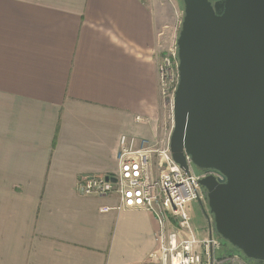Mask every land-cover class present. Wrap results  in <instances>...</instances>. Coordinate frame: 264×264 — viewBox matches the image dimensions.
<instances>
[{
    "label": "crops",
    "instance_id": "0c3cea01",
    "mask_svg": "<svg viewBox=\"0 0 264 264\" xmlns=\"http://www.w3.org/2000/svg\"><path fill=\"white\" fill-rule=\"evenodd\" d=\"M155 33L142 0H0V264H144L157 248L151 212L77 190L116 172L122 134L154 137Z\"/></svg>",
    "mask_w": 264,
    "mask_h": 264
},
{
    "label": "water",
    "instance_id": "95a60500",
    "mask_svg": "<svg viewBox=\"0 0 264 264\" xmlns=\"http://www.w3.org/2000/svg\"><path fill=\"white\" fill-rule=\"evenodd\" d=\"M182 1L170 152L223 175L199 179L214 230L264 262V0Z\"/></svg>",
    "mask_w": 264,
    "mask_h": 264
},
{
    "label": "built area",
    "instance_id": "2783aa9c",
    "mask_svg": "<svg viewBox=\"0 0 264 264\" xmlns=\"http://www.w3.org/2000/svg\"><path fill=\"white\" fill-rule=\"evenodd\" d=\"M157 71L159 92L167 96L174 77L170 61L162 58ZM177 83L171 92L172 106ZM140 119L136 116V120ZM185 159L187 171L172 158L169 140L152 144L143 138L122 134L118 141L116 172L82 175L77 190L83 195L114 194L118 198L117 209L141 208L151 212L158 227L157 248L150 257L160 259L163 264H214L213 248L217 240L213 234H198L191 224L189 204L202 196L200 178L212 174L221 180L223 175L216 170L195 171L190 157L186 155ZM100 209L107 211L110 207Z\"/></svg>",
    "mask_w": 264,
    "mask_h": 264
},
{
    "label": "rangeland",
    "instance_id": "374dc122",
    "mask_svg": "<svg viewBox=\"0 0 264 264\" xmlns=\"http://www.w3.org/2000/svg\"><path fill=\"white\" fill-rule=\"evenodd\" d=\"M142 2L150 9L156 24L155 53L157 61L160 62L162 58H167L170 61L174 75L167 96L160 94L158 83L159 99L157 105V119L154 126V137L151 139L148 137L143 138L148 143L154 144L169 140L173 129L171 92L177 83L178 59L176 41L181 28L184 12L182 0H142ZM147 126L150 128L149 124ZM193 169L198 171L195 167H193ZM201 194L202 196L199 201H193L189 204V215L192 226L200 236H205L208 231L207 228L211 226L212 234L217 240V244L213 248L214 264H264L263 262L246 257L240 250L229 244L215 232L213 217L207 205L206 190L204 188ZM144 264L163 263L160 259L149 257Z\"/></svg>",
    "mask_w": 264,
    "mask_h": 264
},
{
    "label": "flooded vegetation",
    "instance_id": "af4514ba",
    "mask_svg": "<svg viewBox=\"0 0 264 264\" xmlns=\"http://www.w3.org/2000/svg\"><path fill=\"white\" fill-rule=\"evenodd\" d=\"M208 171H212V170H208Z\"/></svg>",
    "mask_w": 264,
    "mask_h": 264
},
{
    "label": "trees",
    "instance_id": "16d2710c",
    "mask_svg": "<svg viewBox=\"0 0 264 264\" xmlns=\"http://www.w3.org/2000/svg\"><path fill=\"white\" fill-rule=\"evenodd\" d=\"M264 263V262H263Z\"/></svg>",
    "mask_w": 264,
    "mask_h": 264
}]
</instances>
